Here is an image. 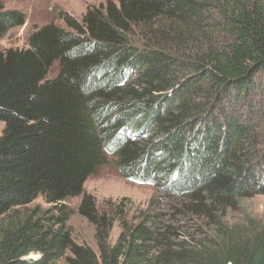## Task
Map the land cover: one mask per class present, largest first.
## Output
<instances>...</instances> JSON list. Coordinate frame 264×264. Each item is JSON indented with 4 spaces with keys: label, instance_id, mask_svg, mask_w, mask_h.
<instances>
[{
    "label": "trees",
    "instance_id": "1",
    "mask_svg": "<svg viewBox=\"0 0 264 264\" xmlns=\"http://www.w3.org/2000/svg\"><path fill=\"white\" fill-rule=\"evenodd\" d=\"M24 21L0 1V40ZM64 22L0 51V264H264V225L223 221L264 196V0H115ZM108 155L210 234L145 218L111 244L83 194ZM80 196L97 253L66 228L62 203ZM39 197L59 213L19 216Z\"/></svg>",
    "mask_w": 264,
    "mask_h": 264
},
{
    "label": "rangeland",
    "instance_id": "2",
    "mask_svg": "<svg viewBox=\"0 0 264 264\" xmlns=\"http://www.w3.org/2000/svg\"><path fill=\"white\" fill-rule=\"evenodd\" d=\"M6 9H16L25 15L24 24L6 33L0 40V51L24 50L28 48V38L41 27L52 24L67 29L64 19L69 18L82 22L83 16L90 8H104L108 2L115 0H0ZM58 74V63H54L47 79H53ZM4 125L0 122V136ZM163 183L157 187L152 184H138L123 178L115 166V158L108 155V162L89 177L83 186V194L90 196L95 203L99 215H106L112 222L108 231L109 242L114 244L121 232L120 224L135 226L145 218L153 221L154 226L173 224L181 228L178 237L189 240L201 239L210 234L205 221L192 216L184 218L175 214L180 209L177 198H169L162 189ZM82 196L66 200L62 203L67 211L66 228L73 243L86 245L97 253L96 229L77 212ZM38 210L40 216L50 217L59 212L46 204L41 197L23 209L19 216ZM250 220L264 225V196L255 195L238 201L235 209L226 212L223 219L230 226L247 227ZM68 255V253L66 254ZM65 255V256H66ZM32 258L36 255L32 254ZM58 264H65L61 260Z\"/></svg>",
    "mask_w": 264,
    "mask_h": 264
}]
</instances>
